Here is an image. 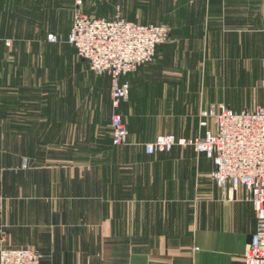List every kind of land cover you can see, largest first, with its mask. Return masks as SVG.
<instances>
[{"label":"crops","instance_id":"crops-1","mask_svg":"<svg viewBox=\"0 0 264 264\" xmlns=\"http://www.w3.org/2000/svg\"><path fill=\"white\" fill-rule=\"evenodd\" d=\"M87 108L60 145L0 114L2 247L34 249L40 264H245L257 225L247 191L219 186L213 159L193 145L147 153L161 133L138 121L126 145L112 143L110 128L100 139Z\"/></svg>","mask_w":264,"mask_h":264},{"label":"rangeland","instance_id":"rangeland-1","mask_svg":"<svg viewBox=\"0 0 264 264\" xmlns=\"http://www.w3.org/2000/svg\"><path fill=\"white\" fill-rule=\"evenodd\" d=\"M77 9L170 27L155 57L127 77L126 106L136 110L119 108L126 126L192 141L203 136L198 119L209 103L264 105V0H84L78 8L75 0H0V114L30 121L19 128L44 143L63 144L86 107L100 139L110 137L112 86L67 41Z\"/></svg>","mask_w":264,"mask_h":264},{"label":"built area","instance_id":"built-area-1","mask_svg":"<svg viewBox=\"0 0 264 264\" xmlns=\"http://www.w3.org/2000/svg\"><path fill=\"white\" fill-rule=\"evenodd\" d=\"M84 0H75L78 7ZM166 24H139L117 16L114 20L74 13L68 43L91 69L108 74L112 83L111 136L115 146L128 144L129 131L120 105L129 100L130 83L122 77L151 61L170 36ZM48 41L56 42L55 35ZM204 135L195 140L174 134L145 144L147 153L170 151L175 145H193L213 159L212 178L230 191L245 190L257 213L256 230L245 251V264H264V105L237 111L227 104H212L201 112ZM41 254L30 248L8 249L0 242V264H40Z\"/></svg>","mask_w":264,"mask_h":264}]
</instances>
